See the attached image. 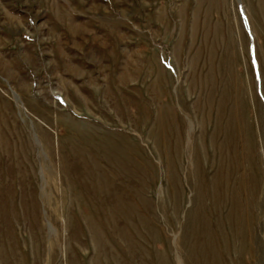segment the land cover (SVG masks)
I'll return each instance as SVG.
<instances>
[{
	"label": "rangeland",
	"instance_id": "rangeland-1",
	"mask_svg": "<svg viewBox=\"0 0 264 264\" xmlns=\"http://www.w3.org/2000/svg\"><path fill=\"white\" fill-rule=\"evenodd\" d=\"M0 264H264V0H0Z\"/></svg>",
	"mask_w": 264,
	"mask_h": 264
},
{
	"label": "bare ground",
	"instance_id": "bare-ground-1",
	"mask_svg": "<svg viewBox=\"0 0 264 264\" xmlns=\"http://www.w3.org/2000/svg\"><path fill=\"white\" fill-rule=\"evenodd\" d=\"M172 137V136H171ZM112 175V174H111ZM236 231V230H235Z\"/></svg>",
	"mask_w": 264,
	"mask_h": 264
}]
</instances>
